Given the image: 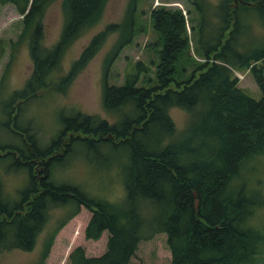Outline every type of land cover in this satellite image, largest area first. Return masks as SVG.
<instances>
[{"label": "trees", "instance_id": "obj_1", "mask_svg": "<svg viewBox=\"0 0 264 264\" xmlns=\"http://www.w3.org/2000/svg\"><path fill=\"white\" fill-rule=\"evenodd\" d=\"M52 1L0 0V4L12 3L21 14L22 27L11 42V50L26 40L33 63L24 85L0 103L2 112L17 106L15 99L39 88L52 86L62 90L107 34L117 30V38L105 55L106 72L113 55L133 34L137 0H128L121 20L108 22L93 34L68 71L57 80L52 79L63 49L82 27L99 19L105 0H61L64 23L60 35L51 47H45L40 42L41 19ZM232 2L219 0L211 6V16L216 21L208 37L215 31L214 44L203 41L198 28L196 42L203 48L202 59L196 60L185 79L177 80L174 75L189 49L186 18L177 6L157 5L149 13L151 28L157 35L152 82L137 84V73L125 74L118 84L107 83L104 76L101 104L114 115L113 120L76 110L62 116L56 138L44 150L32 148L33 138L29 140V154L24 149H11L12 145L0 147L5 150L0 160L11 153L12 166H23L30 179L14 202L3 198L0 181V254L11 248L30 250L46 221L48 207H71L60 225L83 205L91 212L83 235L97 239L106 230L105 249L99 255H86L83 247L77 245L69 251L66 264H129L138 242L158 232L165 234L170 264L264 263V217L256 213L257 209L264 210V195L256 174L243 172L246 166L257 168L259 156H264V46L242 51L245 48L235 46L233 38L234 30L241 27L237 20L240 8H253L258 17L256 23L264 28V0H240L234 9L230 7ZM191 3L198 10L201 7L197 2ZM204 17L198 11L199 25L204 24ZM245 68L260 90L258 98L237 85L233 70ZM173 106L189 113L180 132H176L168 113ZM10 112L8 109L6 115ZM13 118L12 115L11 122ZM8 121L10 118L6 126ZM63 135L67 139L62 146ZM74 141L87 148L107 142L123 150L124 193L120 199L87 196L76 185L50 180L51 164L65 155ZM59 149L60 154L56 151ZM36 160L49 172L48 177L37 180L32 170ZM57 226L46 237L41 257Z\"/></svg>", "mask_w": 264, "mask_h": 264}, {"label": "rangeland", "instance_id": "obj_2", "mask_svg": "<svg viewBox=\"0 0 264 264\" xmlns=\"http://www.w3.org/2000/svg\"><path fill=\"white\" fill-rule=\"evenodd\" d=\"M61 0L52 1L44 10L41 26V45L51 47L60 35L64 23V16L60 8ZM128 0H105L100 17L94 23L82 27L80 32L63 49L58 60L57 69L52 74V79L57 80L68 71L73 59L77 57L81 48L88 39L98 32L108 22H118L123 17ZM197 2L199 10L195 7ZM137 0L135 10L134 31L129 41L123 45L110 60L105 72V55L114 44L118 31L108 33L97 51L85 63V65L62 88H39L36 92L24 98H17L4 112L0 110V147L11 149H24L29 154L32 150L28 146L33 138L34 150H44L56 138L61 127V118L76 110L88 114L105 117L109 121L114 115L104 110L101 104V91L103 79L107 83L118 84L123 81L127 73H137V84L148 85L153 79L154 63L157 59V35L151 28L149 13L151 8L157 5L177 6L182 9L187 23L189 36L188 53H184L177 64V72L174 78L185 79L196 60L202 59L203 48L199 47L198 28L203 33V41L214 44L211 37L212 26L215 18L211 16L214 6L219 0ZM198 11L205 14L204 24L197 21ZM255 10L251 8L245 11L240 8L237 12V20L241 21V27L233 32L234 45L249 51L253 47L264 46V28L257 22ZM209 22V23H208ZM209 26H206V25ZM193 25V30L189 26ZM199 25V27H198ZM206 26V27H205ZM22 27L21 14L10 2L0 4V77L4 71L3 85L0 86V103L4 102L14 89H20L32 72L33 63L27 50L26 40H21L11 50V42L17 39ZM192 29V27H191ZM205 34V36H204ZM155 42V43H154ZM228 47H231V38H228ZM184 68V69H183ZM264 72V69H263ZM237 77V85L242 90L258 98L260 90L253 79L252 74L245 69H234ZM11 110L9 116L7 110ZM168 113L172 118L176 132H180L187 124L189 113L179 107H170ZM13 115V121L11 117ZM10 118L8 126L7 119ZM66 135H63L65 137ZM66 138V137H65ZM23 143L26 147L24 148ZM59 154L62 149L56 150ZM5 150H0L3 154ZM11 153L0 160V181L2 196L8 202L17 201L20 191L25 185H29V173L23 166H12ZM124 153L118 146L107 142H99L92 148H87L80 141H74L71 148L59 160H55L50 167V180L55 183H67L76 185L87 196H97L108 201L121 198L124 193L122 166ZM257 168L246 166L245 174H256L257 184L264 195V156H259ZM263 162V163H262ZM39 172L37 180L49 175L39 160L34 161ZM12 169H18L12 171ZM47 169V168H46ZM48 177V176H47ZM102 196V197H101ZM105 197V198H103ZM119 198V199H120ZM71 207H52L46 209V221L42 229L35 236L34 245L30 250L11 248L0 254V264H66L69 251L81 245L86 255H99L105 249L107 231L103 230L97 239L85 238L84 226L90 216V210L79 205L78 211L64 222L58 225L69 213ZM256 213L264 217V210L257 209ZM147 214V212H146ZM58 225V226H57ZM57 226L53 239L43 257V243L52 229ZM129 264H170V253L165 243L164 232L155 233L150 239L140 240L134 254L130 257ZM264 264V263H263Z\"/></svg>", "mask_w": 264, "mask_h": 264}, {"label": "flooded vegetation", "instance_id": "obj_3", "mask_svg": "<svg viewBox=\"0 0 264 264\" xmlns=\"http://www.w3.org/2000/svg\"><path fill=\"white\" fill-rule=\"evenodd\" d=\"M239 3H240V0H236V1L233 0V2L231 3L230 7L234 9V8H236L238 6ZM66 139L67 138H61L62 146L65 143ZM32 167H33V170L35 172H39V169L37 168V165L36 164H34ZM36 177L38 178V175H36Z\"/></svg>", "mask_w": 264, "mask_h": 264}, {"label": "water", "instance_id": "obj_4", "mask_svg": "<svg viewBox=\"0 0 264 264\" xmlns=\"http://www.w3.org/2000/svg\"><path fill=\"white\" fill-rule=\"evenodd\" d=\"M234 1H236V0H234ZM40 161V160H39ZM43 161H45V159L43 158ZM41 178V177H40ZM42 178H44V176L42 177Z\"/></svg>", "mask_w": 264, "mask_h": 264}]
</instances>
